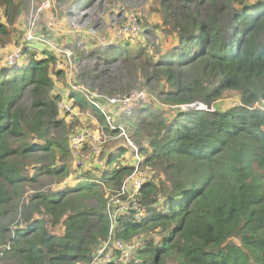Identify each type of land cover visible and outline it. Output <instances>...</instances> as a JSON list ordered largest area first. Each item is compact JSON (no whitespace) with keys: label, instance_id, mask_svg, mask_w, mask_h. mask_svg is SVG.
Here are the masks:
<instances>
[{"label":"trees","instance_id":"trees-1","mask_svg":"<svg viewBox=\"0 0 264 264\" xmlns=\"http://www.w3.org/2000/svg\"><path fill=\"white\" fill-rule=\"evenodd\" d=\"M205 2L210 8L203 12ZM171 4L179 11L177 34L187 35L178 52L154 59L146 46L130 51L128 43H118L103 53L121 59L142 81L158 82L163 104L206 108H146L121 128L108 119L107 101L90 100L79 87L53 93V75L62 79L65 70L43 43L22 38V59L0 67L4 263L92 264L110 238L129 244L144 234L133 257L137 264H264V110L255 106L264 100V1L163 0L160 11ZM234 4L230 23L221 27L220 14L228 16ZM3 8L12 23L22 4L0 0ZM8 33L0 21V38ZM229 90L239 93L240 104L210 110ZM60 102L89 113L111 137L129 129L134 146L108 150L105 165L94 166L98 175L89 172L62 187L73 169ZM130 149L135 159L130 153L115 166ZM137 167L145 174L134 195L141 219L129 204L121 212L122 205L113 207L117 196L126 201L123 186ZM15 217L20 221L12 226ZM48 224H62L63 233Z\"/></svg>","mask_w":264,"mask_h":264},{"label":"rangeland","instance_id":"rangeland-1","mask_svg":"<svg viewBox=\"0 0 264 264\" xmlns=\"http://www.w3.org/2000/svg\"><path fill=\"white\" fill-rule=\"evenodd\" d=\"M19 1L22 9L13 18L12 23L3 15L4 8L0 9V21L7 22L9 29L8 35L0 38V67L20 61L22 55L19 44L22 38L25 40L31 38L55 51L59 56L57 67L65 70V76L62 79L53 75L55 79L53 93L60 91L62 95H66L69 88L79 87L89 95L90 100L107 101L109 107L104 111L108 119L119 121L121 128L124 121L127 123L129 119L136 120L141 110L146 108L152 111L168 112L192 108L191 105L170 107L163 104L158 98L161 89L158 82L142 81L139 75L130 74L127 68L123 67L124 63L121 59L107 60V56L103 53L106 47L118 43H128L130 51H136V46H146L148 54L154 59L168 50L178 52L179 39L187 35L177 34L180 27L175 21L179 13L176 5L171 4L169 8H162L160 11L159 5L163 4V0ZM239 1L255 4L264 0ZM237 5H232L231 9L226 11L228 16L220 14L221 27L230 23V16L236 12ZM209 8L208 2L202 4L203 12L208 11ZM124 26H130L131 30L123 33ZM113 99L114 102H112ZM238 104H240L239 93L229 90L225 91L210 107L223 110ZM58 107L59 113L70 125V164L73 169L72 174L61 183L62 187L64 183L72 185L78 178H82L89 172L98 175L94 166L105 165L102 157L108 150L115 149L119 145L124 146L125 143L134 146L129 138V129H121L119 136L111 137L89 113L71 109L69 103L64 102H60ZM256 107L264 108V100L258 102ZM133 150L135 149H130L128 153L121 155L114 165L128 161L127 157L130 153L132 159H135ZM144 176V172L139 168L129 176L123 186L125 194L122 196L126 197V201L123 202L120 196H117L115 199L118 200H114L113 207L122 205L119 209L121 212L127 209L125 206L129 203L135 204L134 194L139 188L137 182H143ZM48 186L53 189L55 185L50 183ZM29 193L28 191L25 195ZM118 213L117 210L114 211L115 215ZM19 221L18 217L13 218L12 226ZM48 227L55 234L63 233L62 224L55 226L48 224ZM145 236L142 234L128 244L130 250L121 257L123 264H137L135 260L133 261L135 249L143 242ZM112 243L113 238H110L104 250L110 248ZM0 249H3L2 246Z\"/></svg>","mask_w":264,"mask_h":264},{"label":"built area","instance_id":"built-area-1","mask_svg":"<svg viewBox=\"0 0 264 264\" xmlns=\"http://www.w3.org/2000/svg\"><path fill=\"white\" fill-rule=\"evenodd\" d=\"M128 30H131L130 26H124L122 29L123 33L128 31ZM114 101L115 100L113 99L112 102H114ZM141 183H142L141 181L137 182V187H139L141 185ZM134 209H135L136 218L141 219L142 210L140 208H138L136 205L134 206ZM107 243H108V241L104 244V246L102 248H100L97 251L96 256H95V260L92 264H107L109 262H113V264H123L124 261H122L121 257L123 256V254L128 253V251L130 250V247H129L130 245H128L127 243H124L123 241L113 239L112 246L105 251L104 249H105V245ZM2 250L0 249V264H4V261H3V254L4 253ZM112 250L120 251V253H121L120 257L119 258L115 257L114 253H112Z\"/></svg>","mask_w":264,"mask_h":264},{"label":"clouds","instance_id":"clouds-1","mask_svg":"<svg viewBox=\"0 0 264 264\" xmlns=\"http://www.w3.org/2000/svg\"><path fill=\"white\" fill-rule=\"evenodd\" d=\"M191 105V107L193 108H206V106L205 105H203V104H201V103H193V104H190ZM256 106V105H255ZM259 108V107H258ZM260 109H263L264 110V108H260ZM210 110H213V108H211ZM142 184V183H141ZM125 188V187H124ZM138 189V188H137ZM137 189H136V191H137ZM124 192H125V190H124ZM136 193V192H135ZM135 195V194H134ZM116 200H118V199H116ZM137 206L138 208H140V206H139V204H138V202L135 200V204H133V203H129V206H131L132 208H133V210H134V213H133V215L135 216V218H136V214H135V209H134V206ZM122 207V206H121ZM140 209H142V208H140ZM142 215H143V212H142ZM137 219V218H136Z\"/></svg>","mask_w":264,"mask_h":264}]
</instances>
